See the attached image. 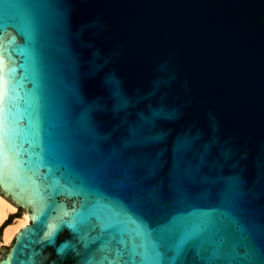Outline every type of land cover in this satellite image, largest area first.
<instances>
[{"label":"water","instance_id":"1","mask_svg":"<svg viewBox=\"0 0 264 264\" xmlns=\"http://www.w3.org/2000/svg\"><path fill=\"white\" fill-rule=\"evenodd\" d=\"M0 193V264H264V0H0Z\"/></svg>","mask_w":264,"mask_h":264},{"label":"bare ground","instance_id":"2","mask_svg":"<svg viewBox=\"0 0 264 264\" xmlns=\"http://www.w3.org/2000/svg\"><path fill=\"white\" fill-rule=\"evenodd\" d=\"M14 213V204L11 201L5 200L0 193V227L5 223L8 214ZM31 217L28 212L20 217H17L11 224L5 227L3 231V239L0 240V245L10 244L11 240L19 233V231L26 226Z\"/></svg>","mask_w":264,"mask_h":264},{"label":"trees","instance_id":"3","mask_svg":"<svg viewBox=\"0 0 264 264\" xmlns=\"http://www.w3.org/2000/svg\"><path fill=\"white\" fill-rule=\"evenodd\" d=\"M12 223V216L0 227V231H4L5 227Z\"/></svg>","mask_w":264,"mask_h":264},{"label":"rangeland","instance_id":"4","mask_svg":"<svg viewBox=\"0 0 264 264\" xmlns=\"http://www.w3.org/2000/svg\"><path fill=\"white\" fill-rule=\"evenodd\" d=\"M23 214H24V212H23L21 215H19V216L13 217V218H12V221L15 220L17 217L22 216ZM1 239H2V238H0V240H1ZM10 244H11V243H10ZM10 244H3V245H0V247L10 246Z\"/></svg>","mask_w":264,"mask_h":264}]
</instances>
